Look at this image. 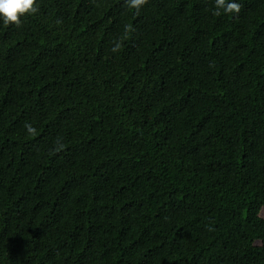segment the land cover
Masks as SVG:
<instances>
[{"label": "trees", "instance_id": "1", "mask_svg": "<svg viewBox=\"0 0 264 264\" xmlns=\"http://www.w3.org/2000/svg\"><path fill=\"white\" fill-rule=\"evenodd\" d=\"M235 2L0 21V264H264V0Z\"/></svg>", "mask_w": 264, "mask_h": 264}, {"label": "clouds", "instance_id": "2", "mask_svg": "<svg viewBox=\"0 0 264 264\" xmlns=\"http://www.w3.org/2000/svg\"><path fill=\"white\" fill-rule=\"evenodd\" d=\"M131 5L135 8L144 2V0H130ZM239 4L235 0H216L217 14L220 10L225 13L239 11ZM34 0H0V21L4 24H19L20 17L25 13H35Z\"/></svg>", "mask_w": 264, "mask_h": 264}]
</instances>
